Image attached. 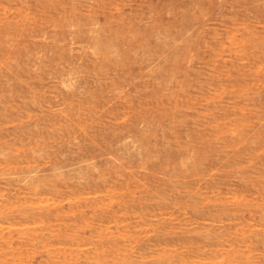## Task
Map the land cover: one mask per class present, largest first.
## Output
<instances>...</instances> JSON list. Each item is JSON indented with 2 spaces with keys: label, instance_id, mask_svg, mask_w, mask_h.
<instances>
[{
  "label": "rangeland",
  "instance_id": "1",
  "mask_svg": "<svg viewBox=\"0 0 264 264\" xmlns=\"http://www.w3.org/2000/svg\"><path fill=\"white\" fill-rule=\"evenodd\" d=\"M0 264H264V0H0Z\"/></svg>",
  "mask_w": 264,
  "mask_h": 264
}]
</instances>
